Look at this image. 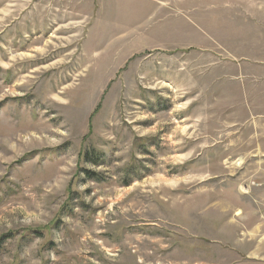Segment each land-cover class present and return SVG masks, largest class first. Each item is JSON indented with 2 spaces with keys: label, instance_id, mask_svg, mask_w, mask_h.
Returning <instances> with one entry per match:
<instances>
[{
  "label": "rangeland",
  "instance_id": "rangeland-1",
  "mask_svg": "<svg viewBox=\"0 0 264 264\" xmlns=\"http://www.w3.org/2000/svg\"><path fill=\"white\" fill-rule=\"evenodd\" d=\"M0 264H264V0H0Z\"/></svg>",
  "mask_w": 264,
  "mask_h": 264
},
{
  "label": "trees",
  "instance_id": "trees-1",
  "mask_svg": "<svg viewBox=\"0 0 264 264\" xmlns=\"http://www.w3.org/2000/svg\"><path fill=\"white\" fill-rule=\"evenodd\" d=\"M93 156H95V155H93ZM86 157H88V156H86ZM91 160H92V163H95L96 165L98 164V160H96L94 157H93V159L91 158V159H89V161L91 162ZM93 160H95V161H93ZM87 173V172H86ZM87 175H90V178H93V175H92V173H87ZM92 176V177H91Z\"/></svg>",
  "mask_w": 264,
  "mask_h": 264
}]
</instances>
